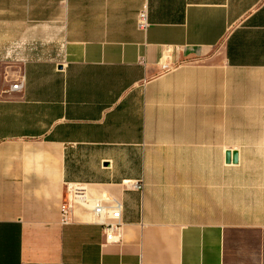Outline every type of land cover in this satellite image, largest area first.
Wrapping results in <instances>:
<instances>
[{
  "label": "crops",
  "instance_id": "obj_1",
  "mask_svg": "<svg viewBox=\"0 0 264 264\" xmlns=\"http://www.w3.org/2000/svg\"><path fill=\"white\" fill-rule=\"evenodd\" d=\"M0 264H264V0H0Z\"/></svg>",
  "mask_w": 264,
  "mask_h": 264
},
{
  "label": "built area",
  "instance_id": "obj_2",
  "mask_svg": "<svg viewBox=\"0 0 264 264\" xmlns=\"http://www.w3.org/2000/svg\"><path fill=\"white\" fill-rule=\"evenodd\" d=\"M149 18L147 8H143L137 17V26L140 30L146 31L149 26ZM14 89H22V81L15 82L11 86ZM131 189L143 190L144 182L137 180L128 183ZM79 183H69L66 185V190L60 204V222L61 224H69L72 221L74 209L77 206L91 210L96 217V220L105 225L106 241H117L119 238L120 229V213L122 204L115 197L103 194L99 198L91 197L86 186ZM107 219H110L107 222Z\"/></svg>",
  "mask_w": 264,
  "mask_h": 264
},
{
  "label": "water",
  "instance_id": "obj_3",
  "mask_svg": "<svg viewBox=\"0 0 264 264\" xmlns=\"http://www.w3.org/2000/svg\"><path fill=\"white\" fill-rule=\"evenodd\" d=\"M237 160V155H236V153H234V161H236Z\"/></svg>",
  "mask_w": 264,
  "mask_h": 264
}]
</instances>
